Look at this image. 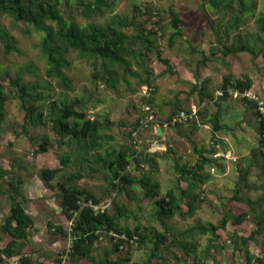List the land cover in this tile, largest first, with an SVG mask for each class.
Here are the masks:
<instances>
[{
	"label": "trees",
	"instance_id": "obj_1",
	"mask_svg": "<svg viewBox=\"0 0 264 264\" xmlns=\"http://www.w3.org/2000/svg\"><path fill=\"white\" fill-rule=\"evenodd\" d=\"M207 1L217 14L233 9L234 0ZM239 1L243 2V0ZM75 5L76 9L86 17L93 14L103 15V9L110 7L107 0H76ZM132 12L129 21L114 20L118 27L114 23H106L103 25L89 24L88 27L83 28L65 21L59 0H0V15H7L14 21L29 24L35 31L42 33L38 47L45 61L46 76V84L40 86L36 83H24L18 73L15 76H12L8 71L0 74V120L4 115L7 100L14 93L13 97L18 100L20 110L25 115L23 127L26 125L34 128L49 126L55 135L57 147L67 145L72 148L71 146L74 145L75 149H86V154L95 151L103 137L100 131L107 125V121L101 122L95 117H89L87 113L89 98L80 96L71 100L52 99V92L48 93L46 89L51 90V80L53 79L58 80L63 88H70L72 79L67 76L66 70L71 66L68 53L72 50L77 51L79 57L86 59L91 64L93 81L103 82L106 87L115 89L116 67H119L122 69V78L125 79L127 75L139 77L140 83L147 85L148 88L153 87V90H148V92L155 94L157 88L152 84L154 74L150 65H147L148 62L142 61L144 63V65L142 64L143 71L146 74V77L142 79L138 72L132 70V64L128 59L131 56L136 58L137 55L147 57L149 53H153L154 58L164 65V73H173L169 59L162 56L157 46L158 32H164L163 20L158 11L153 20L154 14L151 11L143 14L138 6H134ZM135 13L139 14L140 21ZM167 13L169 17L168 26L171 29L168 45L171 47L174 39H178L182 35L180 29L182 19L172 6H169ZM242 19L243 14L238 9L234 19L237 30L242 25ZM261 20L264 21L260 17L256 18L258 23ZM149 24L150 27H148ZM243 24L245 23L243 22ZM119 27L135 29L134 39L144 45V50L140 49L135 52L128 48L125 43V35ZM0 43L5 54L17 51L15 38L5 30L1 23ZM263 49L264 43L259 51L251 53L252 58L258 57ZM193 52L202 55L197 62V68L204 67L208 61L206 53L191 46L190 53ZM232 52H249V50L245 46H226L222 50L224 56ZM204 85L199 86V91L204 93L205 97L211 98L209 93L206 94L209 91L207 90L209 85L207 83ZM252 85L253 81L250 76L237 77L231 72L223 75L219 84L216 85L218 91L223 90V99L236 98L241 100L249 109L254 111L253 114L258 119L257 144L250 149L248 155L238 157L234 161L239 164L238 180L231 191V195L223 200V209L216 223L210 221L181 230L177 229L169 220L176 217L182 220L191 218L202 204L209 205L213 211H218L216 210L217 207L212 204L213 202L210 203L211 200H208V191L201 189L196 183H193L192 179L196 178L200 168L209 161L223 167L218 162L219 159L223 158L214 157L216 153L213 152L215 151L213 146L199 149L194 146L193 150L197 154L195 164L190 166L187 163H181L179 166L176 164L175 168L178 174L175 176V181L166 189L165 193H162L159 183L149 176L156 161L155 154L145 149L150 143L144 140L145 148L141 147V150H138L132 143L131 134L139 126L141 115L136 118L132 127L127 131V136L130 139L128 150L108 152L106 158L100 157L98 152H93L96 156L93 162L95 161L96 166H98V161H101V168L106 173L105 178L108 180L106 192L109 196L112 191L115 194L111 201L113 211L108 207L100 208L103 203L101 196H97L74 183V180L81 179L82 174L80 172L63 175L64 177L62 176L60 181H57L55 185L52 184V180L63 172L71 162L72 157L69 153L64 152L59 156V167L41 168L39 178L44 187L56 190L60 199L59 207L62 214L69 222L72 221L71 227H69L71 244L66 252L68 262L80 264L81 261L86 260L92 264H170L169 258H171L173 259L172 264H190L189 261L192 262L191 264H208L204 260L214 257L223 248L221 246L222 238L218 231L225 230L228 223L236 227L245 221H249L252 224V230L248 235L235 230L227 241L232 244L236 251L243 254V264H264V190L259 197L253 199L249 195L250 185L246 183V179H249L248 175L254 166L258 167L264 178V155L262 151L264 121L260 119L255 110L256 103L254 101L247 98L232 97L227 92L229 87L242 92L250 90ZM210 91L211 94L214 92L213 89ZM142 103L153 108V97L143 96ZM133 108L136 110L138 106H133ZM180 110L191 111L181 104H176L172 114L165 119H158L157 123L161 129H163L164 122L170 123L171 116ZM197 113L201 117V111L198 110ZM210 121H212L213 128H221L219 117L210 119ZM196 124V119L193 118L187 124L178 123L171 127L180 131L183 125H187L186 128L193 131ZM145 130L147 128L139 132L138 139H142V133ZM154 137L159 138L158 135H154ZM39 139L41 142H39L38 148H34L33 154L46 152L51 144L50 139L45 134L41 135L40 138L33 139L32 142H37ZM80 157L83 158L82 155ZM86 161L90 162L89 160ZM110 164L112 166L109 168ZM11 166L16 168L18 165L13 161ZM146 166H148L147 170ZM6 174L7 172L0 168V211L2 201L4 199L9 201L8 214L4 217L1 226V231L9 237V240L4 246H0V264H12L9 262L11 258H17V264H45L38 260L34 261L32 256L24 252L31 242V230L34 226L33 217L24 207L23 186L25 178L19 174L7 179L5 178ZM182 180L188 182L187 187H181ZM135 183H138L142 188V198L136 201L137 210L141 214L148 211V215L143 214V216L147 215L145 219L147 224L144 226L139 222L142 217L139 219L137 215L133 216V211L118 201L120 195H130L129 187ZM143 201L146 202V208L141 207ZM230 203L242 206L241 211L234 212L228 206ZM94 207L97 208L94 209ZM130 215L138 222L133 227L121 223V219L128 220ZM48 226L54 228L56 233L66 236L67 231L62 226H54L52 223H48ZM106 235L114 240L112 244L113 253L106 251L104 257L95 262L92 257L95 245ZM200 235H207V237L203 249L198 251L193 239ZM187 238L189 240H185ZM255 242L259 246V253L257 254H254L249 248ZM134 246L143 250L141 260L138 263L132 261L131 251ZM157 257H161L159 261H157ZM155 258L156 260H154ZM163 259L165 260L160 263ZM55 264H62V259L56 258Z\"/></svg>",
	"mask_w": 264,
	"mask_h": 264
},
{
	"label": "rangeland",
	"instance_id": "obj_2",
	"mask_svg": "<svg viewBox=\"0 0 264 264\" xmlns=\"http://www.w3.org/2000/svg\"><path fill=\"white\" fill-rule=\"evenodd\" d=\"M59 1L65 21L83 28L88 27L89 24L103 25L106 23H114L118 27L114 20L129 21L133 14L132 8L134 6L140 7L143 14L151 11L154 14L152 20L156 16L157 11L158 13L160 12L164 32H158L157 46L162 56L169 59L173 58L174 68L177 67L176 64L178 63L176 69L189 68L190 65L188 66V64H191L193 68L197 64L196 61L202 57L198 52L189 54L191 46L196 49L203 48L202 51L206 53L210 51L209 48L212 47L213 43H216L220 49L224 45V47L245 46L249 52L230 54L227 58L222 57L221 54L217 56V62L213 63L217 64V72L218 74L220 72V74L218 76H216L217 74L214 75L211 83L216 85L215 82L228 72L234 73L237 77L248 75L255 81L253 92H257L256 94L264 100V49L260 51L256 58H252L251 54L259 51L264 43V21L261 20L260 23L256 21L258 17L264 19V0H243V2L234 0L232 10L219 14L210 7L207 0H107L110 7L103 9L104 14H93L90 17L84 16L76 9V0ZM169 6H172L173 10L177 11L182 19L180 24L182 35L178 39H174L171 47L168 45L171 34L167 15ZM238 9L243 14V26L237 30L234 19ZM135 15L138 16L140 21L139 14L135 13ZM0 23L15 38L17 47V51L5 54L0 43V74L8 71L12 76H15L18 73L24 83H36L40 86L46 84L45 61L38 47L42 33L35 31L29 24L14 21L7 15H0ZM148 27H150V24ZM119 29L125 35V43L128 48L133 49L135 52L140 49L144 50V45L134 39L135 29L131 27L124 29L119 27ZM216 30L221 37L218 38L220 42H217ZM227 41L230 43H227ZM68 58L71 61V66L66 70V74L72 79L70 88H63L58 80L53 79L51 80V90L46 89V92H52V99L57 100H71L80 96L89 98L87 109L89 117H95L101 122L107 121V125L100 131L103 137L95 151H90L86 154V149H75L74 145L71 146L72 148L67 145L57 147L55 135L49 126L34 128L26 125L23 127L25 115L20 110L18 100L13 97L14 93L7 100L4 115L0 120V168L7 172L5 175L7 179L19 174L25 178L23 186L24 207L34 219V226L30 236L31 242L24 252L32 256L34 261L38 260L45 264H55L56 258H61L62 264H71L67 260L66 252L71 244V230L69 227H71L72 221L69 222L62 214L59 207L60 199L56 194V190L44 187L43 182L39 178V170L41 168L59 167V156L64 152L69 153L72 157L71 162L63 172L52 180V184L55 185L57 181H60L64 177L63 175L80 172L82 174L81 179L74 180V183L97 196H101L103 203L100 208L108 207L113 211L111 201L115 194L112 191L109 196L106 192L108 188V180L105 178L106 173L101 168V161H98V166H96L95 161L93 162L96 158L93 152H98L100 157L106 158L108 152L114 153L120 150H128L130 139L127 136V131L132 127L136 118L141 115L142 97H153V102L162 104L168 98H173L174 94L169 91L182 88L181 83H179V77L176 79L178 80L176 81L177 83L173 84L170 81L176 78L175 75L164 73V65L154 58L153 53H149L147 57L137 55L134 58L131 56L128 60L132 64V70L138 72L142 79L146 77L142 61L148 62L147 65H150L154 74L152 84L157 88L155 94L148 92L147 85L140 83L139 77L127 75L125 79L122 78V69L119 67H116L115 89L106 87L103 82L93 81L91 77L93 67L86 59L79 57L77 51L71 50L68 53ZM188 60L189 63L187 64ZM214 64L213 66H215ZM230 99L231 102L228 103L221 101V111L218 115L221 126L219 133L220 137L225 136L226 139L220 141L218 145L221 147L224 144L225 148L231 150V154L238 158L248 155L250 149L257 144V119L253 114L254 111L249 109L241 100ZM133 106H138V109L136 108L135 110ZM153 108L158 119L166 118L159 113H163L165 108H159V112L156 106H153ZM163 130L164 134L159 136V138L154 137L156 135L154 126L145 130L142 133V139H139L137 149L145 148L144 140L150 143L145 149L155 154L154 158L156 161L149 176L152 180L159 183L161 192L165 193L166 189L174 183L175 176L178 174L175 168L176 164L179 166L181 163H187L190 166V164H195L197 157L193 150L194 146L183 133V129L180 132L179 129L173 127H164ZM44 134L51 141L49 148L44 153L33 154L34 148H38V144L41 142V139L37 142H32L33 139L40 138ZM151 137L154 139L147 141ZM81 155L83 158L80 157ZM13 161L18 165L16 168L11 166ZM218 162L223 167H219L209 161L200 168V172L197 174L201 180H205V183L209 182L204 185L205 190H208L209 185H211L212 192L209 193L208 200H211L210 203L213 202L212 204L217 207L216 210L218 211H213L209 205L202 204L197 213L191 218L182 220L176 217L169 220L177 229L184 230L210 221L213 223L217 222V218L223 209L222 202L231 195V191L238 180L237 170L239 167L237 162H231L229 159H219ZM146 167L147 170L148 166ZM248 176L249 179H246V183L250 185L249 195L255 199L263 193L264 178L256 166L252 168ZM129 189L130 195H120L118 201L121 205H125L129 210L133 211V216L137 215L139 219L142 217L139 222L144 226L147 224L145 219L148 211L147 213L144 212L147 215L143 216L144 213L141 214L137 210L136 205V201L142 198V188L138 183H135ZM141 205V207L146 208V202H141ZM228 206L236 213L241 211L242 208L239 204L234 203H230ZM8 210L9 201L4 199L0 211L1 247L9 240V237L1 231V226L4 222V217L8 214ZM131 216L128 220L121 219V223L133 227L138 222ZM48 223H52L54 226H62L67 231L66 236L56 233L54 228L48 226ZM235 230L248 235L250 230H252V224L249 221H245L234 227L228 223L225 230H219L218 233L222 238V244H220L223 248L214 257L206 258L205 262L208 264H243V254L236 251L232 244L227 241ZM206 237L207 235H200L193 239L198 251L203 249ZM185 240H189V238ZM113 242L114 240L106 235L96 243L95 250L92 253L95 262L104 257L106 251L113 253ZM258 247V243L255 242L249 248L254 254H257L259 253ZM131 252L132 261L140 262L143 250L134 246ZM160 258L157 257V261ZM16 259H9V262L13 263ZM164 260H161L160 263ZM169 260L170 264H172L173 259L169 258ZM189 262L190 264L192 263L191 261ZM80 264L92 263L83 260Z\"/></svg>",
	"mask_w": 264,
	"mask_h": 264
},
{
	"label": "crops",
	"instance_id": "obj_3",
	"mask_svg": "<svg viewBox=\"0 0 264 264\" xmlns=\"http://www.w3.org/2000/svg\"><path fill=\"white\" fill-rule=\"evenodd\" d=\"M242 26L243 25H240L239 29ZM216 34H217L216 35L217 36V42H220L218 40V38H221V37L219 36V32L217 30H216ZM227 43H230V42L227 41ZM221 47H222V49H220L216 45V43H213L212 47L209 48L210 51H208L207 53L205 52L206 56L208 57V61L206 62L205 66L200 68V69L197 68V64H196L195 67L192 68L191 64H188L189 60L187 62L188 66L190 65L189 68L188 67H186V68L183 67L181 69H176L178 67V63L176 64L177 67L174 68L173 58H171V59L168 58L169 61H170V65L172 67V70H173V73L171 75H175V77H176L174 80H170V81L173 84L177 83L176 81H178V80H176V79L179 77V79H180L179 83H181L182 88H179L177 90L174 89L172 91H169L170 93L174 94L173 98H168L162 104H156L154 102V106H156L158 108V112H159V110L162 107L165 108L163 113L162 112H159V113H160V115L163 114V116H165L166 118L170 114H172V110H173V108H174V106L176 104H181L186 109H194V108L197 107L196 108L197 112H198V110L201 111V117H200V115L198 116V113H197L196 128L193 131H190L189 129L186 128L187 125H183L182 126L183 133L188 138V140L193 144V146H196L198 149L202 148V147L203 148H209L210 146H213L215 148V151H213L214 153H218V152H223V153L229 152V153H232L231 150L225 148L226 146L224 144H222V146L219 147L218 144H220V141L226 139V137L225 136L220 137L219 130L221 128L220 129L213 128L212 121H210V119L213 120L215 117H218V115L220 114L221 101H224L226 103L231 102L230 98H227V99H223L222 97L216 98V92L218 91V89H216V85L219 83L220 78L223 75L228 74L229 72L223 74L217 80V82H215L216 85H213L211 83L212 82V77L214 75H216V74H217L216 76H218L220 74V72H219V74L217 72V69H218L217 64H214V63L217 62L216 61L218 59L217 56L219 54H221L222 57L227 58L228 55H230V54H236V53L232 52V53H229L227 56H224L223 53H222V50H224V47L223 46H221ZM197 49L199 51H202L203 48H197ZM189 54H192V53H190V49H189ZM199 60H197L196 62H198ZM213 64L215 66H213ZM232 74H234V73H232ZM252 81H253V85H252L250 90L253 91V89L255 87V81H254V79H252ZM205 83H207L209 85V87H208L209 89L207 88V90H209V91L206 92V94L209 93L213 98L212 97L211 98L210 97H205L204 93L199 91V86L200 85H204ZM186 86H188V87H186ZM211 89L214 90V92L212 94H211V91H210ZM160 119H163V118H160ZM257 125H258V119H257ZM158 127H160V126H158L157 124L154 125L155 132L158 129ZM182 129H180V132H181ZM161 132H162V134H164V130L163 129H161ZM152 139H154V138H152V137H151V139L148 138L147 141H150ZM201 141H203V142H201ZM197 143L198 144L202 143V145H200V144L198 145ZM196 157H197V154H196ZM223 159H225V158H223ZM190 165H192V164H190ZM192 181H193V183H196L201 189H205L204 185H207L209 183V182L205 183V180L201 181L200 176H198V175L196 176V178L192 179ZM208 181H209V179H208ZM187 186H188V182L182 180L181 181V187L184 188V187H187ZM210 186L211 185H209V188H208L209 191L207 190L208 191L207 195H209V193L212 192V187L210 188Z\"/></svg>",
	"mask_w": 264,
	"mask_h": 264
},
{
	"label": "built area",
	"instance_id": "obj_4",
	"mask_svg": "<svg viewBox=\"0 0 264 264\" xmlns=\"http://www.w3.org/2000/svg\"><path fill=\"white\" fill-rule=\"evenodd\" d=\"M147 90L151 91L153 90V87L147 88ZM228 95L232 97H240V98H247L249 100L254 101L255 104V110L260 116V119L264 121V100L260 98L257 94H255L252 90H244L242 92L229 87L227 89ZM224 92L223 90H219L216 92V98L218 97H223ZM141 118L139 119V126L137 127L136 130H134L131 134L132 136V143L133 145L137 148L139 139H138V134L140 131L144 130L145 128H150L151 126H154L157 124L158 117L157 114L155 113L154 109L146 104L142 105L141 108ZM193 118H197V110L196 109H191L190 112H186L185 110H180L179 112L175 113L174 115L171 116L170 118V123L164 122L163 128L165 127H171L175 126L176 124H187V122ZM158 125V124H157ZM159 126V125H158ZM161 128V127H160ZM155 132V130H154ZM263 155H264V146L262 147ZM214 157H222L225 159H229L231 161H236L237 157L233 156L229 152H218L214 154ZM143 166V165H142ZM213 170V168H211ZM97 207H94L96 209ZM13 259V258H11ZM12 264H17V260L14 261Z\"/></svg>",
	"mask_w": 264,
	"mask_h": 264
},
{
	"label": "water",
	"instance_id": "obj_5",
	"mask_svg": "<svg viewBox=\"0 0 264 264\" xmlns=\"http://www.w3.org/2000/svg\"><path fill=\"white\" fill-rule=\"evenodd\" d=\"M156 135L161 136L162 132H161V128L158 127V129L156 130ZM111 167V164L109 165V168Z\"/></svg>",
	"mask_w": 264,
	"mask_h": 264
}]
</instances>
